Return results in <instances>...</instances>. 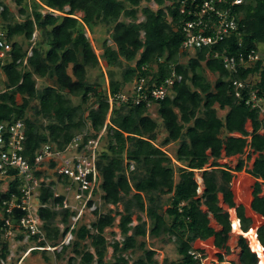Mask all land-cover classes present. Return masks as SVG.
<instances>
[{"label":"trees","instance_id":"obj_1","mask_svg":"<svg viewBox=\"0 0 264 264\" xmlns=\"http://www.w3.org/2000/svg\"><path fill=\"white\" fill-rule=\"evenodd\" d=\"M16 1L22 4V21H14L6 5L0 13V23L13 47L12 59L0 63L6 76V88L0 92V122H24V153L31 162L42 144L48 142L58 148L65 147L76 134L84 131L87 121L92 133L86 131L84 142L97 138L106 126L107 142L98 150L96 161L101 176L99 188L104 203L122 204L121 210L110 209L107 213L95 209L98 218L90 227L80 222L72 229L73 241L63 245L62 251L72 246L73 251L81 255L80 264H128L124 253L137 249L142 250L143 255L134 264H201V259L195 258L193 253L205 258L206 250L196 249L193 244L210 237H214L216 248L228 251L231 220L217 204V194L221 192L230 207L236 209L242 232L250 231L254 220L246 215L243 205L234 201L230 169L202 170L208 161V149L216 160L222 158V152L228 157L249 152L247 159L258 153L252 168L248 169L254 178L251 209L264 221V194L260 196L264 185V120L258 108L246 104L252 91L264 101V64L259 61L233 73L224 68L222 57L214 56V53L221 55L224 52L246 54L251 50L262 53L259 45L264 43V0H244L235 5L232 13L237 30L211 48L195 49L186 63H182L180 57L188 55L181 45L185 39L184 22L195 18L191 0L185 13L180 12V0H155L157 9L148 5L140 7L142 0H32L31 4ZM166 1L171 3L166 5ZM41 9L60 14H44ZM188 10H192L190 14ZM78 12H82L80 20L75 17ZM139 12L144 16L141 21L138 20ZM99 24L112 26L111 39L115 45L104 41L100 56L106 65L122 70L121 80L114 79L111 73L109 87L112 93L123 91L136 77H146L147 85L153 87L170 77L173 70L182 76L181 81L173 84V96L154 104L168 133L162 145L155 143L158 122L148 114L150 109L144 104L115 106L106 124L107 95L87 79L88 69L99 65L100 56L94 51L85 30L93 31ZM36 30L41 32L42 39L34 43L32 53L28 55ZM18 36H22L29 46L24 47L16 39ZM204 68L218 75L215 83L205 76ZM255 75L257 82L251 89H242L241 97H237L233 81ZM36 77L51 83L40 90L36 86ZM71 95L79 96L82 103L89 104L87 121L82 105L73 104ZM33 101L38 103L33 105ZM218 109L226 110L224 116L218 115ZM29 111L33 115H28ZM45 119L46 124L41 122ZM248 121L252 125L251 132L246 129ZM175 141L180 142L175 155L179 163L176 167L172 157L162 149ZM216 160L213 166H219ZM245 166V160L239 158L233 170L242 171ZM196 170H202L204 196L207 197L205 206L222 227L219 231L210 226L209 215L198 200ZM17 183V180L11 181L8 191H0V264L10 255L9 241L5 237V219L9 216L2 213L3 203L12 193L19 195ZM53 185L54 182H50L39 195L40 203L46 204L38 209L46 239L38 241L37 236L29 237L38 247L50 243L56 247L70 232L74 213L69 209L53 208L62 200V197L53 198ZM94 193L100 192L94 190ZM92 202L93 199L88 205ZM19 212L17 210L12 219L14 225L20 217ZM136 212L144 213L147 219L137 215V224L133 225ZM117 217L116 226L124 238L122 242L109 243L105 232L115 226ZM161 234L173 238L179 255L177 259L166 258L159 263L155 258L156 250L147 247L145 240L137 239ZM16 238L21 240L24 234ZM256 238L264 248V223L256 230ZM87 239L94 252L83 243ZM238 245L244 263L256 264L246 239L239 236ZM108 247H112L115 258L111 262L105 261ZM38 251L44 253L46 250L33 248L30 253ZM217 257L224 261L222 253Z\"/></svg>","mask_w":264,"mask_h":264},{"label":"built area","instance_id":"obj_2","mask_svg":"<svg viewBox=\"0 0 264 264\" xmlns=\"http://www.w3.org/2000/svg\"><path fill=\"white\" fill-rule=\"evenodd\" d=\"M189 0H180V12L187 11ZM195 18L186 20L183 24L185 39L181 45L183 51L195 50L218 44L237 30V22L232 13L235 5L243 3L244 0H191ZM225 5L222 7V5ZM12 44L7 40L6 33L0 23V63L5 64L12 59ZM215 57H222L223 66L230 72L236 73L239 68H247L256 62L264 64V54L251 50L246 54L230 55L214 53ZM26 63V59L24 61ZM250 76L244 80H234L236 96L241 97V90L251 89ZM182 76L173 70L172 75L161 84L150 87L147 85L146 77H136L131 86L123 91L112 93L107 87L105 93L109 103L111 114L115 106L121 104H144L147 108L157 102L173 95V84L181 81ZM130 85V84H129ZM246 104L252 108H258L261 118L264 120V101L257 97L252 91ZM25 124L22 120L13 122H0V191H8L11 181L17 180L16 190L19 195L12 193L9 200L4 201L2 213L9 217L5 219V237L15 231L25 233L28 237L37 236L38 241L46 239L42 227L43 221L39 216L38 209L46 204H41L39 195L43 187H49L54 182L53 198L62 197L61 202L55 203L56 210L69 209L72 213L70 232L84 218L86 209L90 206L88 202L97 195L94 190L99 191L101 176L96 164L98 156V139L89 138L84 142V135L76 134L72 140L63 148H58L50 143L42 144L35 152L34 160L31 162L25 155ZM53 172V178H49L46 170ZM40 173V174H38ZM48 179V181H47ZM55 183L61 185V189L55 188ZM38 201V203L36 202ZM20 210V217L14 225L12 219L16 217V211ZM37 249H53L56 247H33ZM30 248L29 252L33 249ZM195 258L201 259L205 264L207 257L201 258L199 253H193Z\"/></svg>","mask_w":264,"mask_h":264},{"label":"rangeland","instance_id":"obj_3","mask_svg":"<svg viewBox=\"0 0 264 264\" xmlns=\"http://www.w3.org/2000/svg\"><path fill=\"white\" fill-rule=\"evenodd\" d=\"M24 2H27L29 4H31L32 0H23ZM0 3L2 4L0 6V13L3 9V7L6 5L10 12L12 13V16L14 17V21H22L24 16H22L20 14V9L22 7V4H19L16 0H0ZM171 2L166 1V5H169ZM150 6L152 9H157L158 5L155 2V0H142V3L140 5V7L142 6ZM41 11L45 14L48 12L51 13H55V15L60 14V12L58 11H53L51 9H41ZM76 18H78L79 20L82 17V12H78L75 15ZM121 19H125L126 21H129L128 18H124L121 17ZM144 19V16L141 12L138 13V20L141 21ZM0 22H2V17L0 14ZM86 35L89 38L94 51L96 52L97 55H101L102 53V44L104 41H107L110 45H112L113 47H115L112 39H111V32H112V26L111 25H105V24H99L97 26L94 27L93 31H89L86 28ZM16 39L22 43V45L24 47L29 46L23 39L22 36H18L16 37ZM42 39V35L41 32L36 30L33 34L32 37V42H31V46H29L28 49V55H30L32 53L31 48L34 45L35 42L39 41ZM259 49L261 50V52L264 54V43H261L259 45ZM194 50H189L187 51V56H181L180 57V61L182 63H186L187 59L189 57H191L194 54ZM100 62L99 65L95 68H89L87 71V79L90 83L96 84L97 88L102 92H105V90L107 91V87L109 86V79L111 76V73H113L114 79L116 80H121L122 79V70L117 68V67H110L108 65L105 64L103 58L100 56ZM135 62L131 63V65L133 66ZM125 64V63H124ZM125 67V65H124ZM203 73L205 74V76L212 82L215 83L216 79L218 78V75L216 73L210 72L208 69L203 70ZM258 80V76H253L251 81L252 83H255ZM5 81H6V76L3 74L1 68H0V92H3L5 90ZM51 82L48 79H44V78H38L36 77V86L38 89H43L45 86L49 85ZM130 85L127 84V87H130ZM173 96V95H172ZM73 102V104L75 105H82V109H84V118L87 121V106L89 104L87 103H82L81 102V97L79 96H69ZM18 100H21L20 97H18ZM38 103V101H33L32 104L36 105ZM32 111L28 112V115H33ZM112 113V112H111ZM226 113V110H220L218 109V115L219 116H224V114ZM152 118H154L157 122H158V128H157V140L155 141V143L157 145H162V141L164 140V138L167 136V131L163 125L162 119L160 118L158 112H157V105H153L148 113ZM110 113L108 112L107 115V120H106V124L109 122V118H110ZM42 123L46 124L48 123L47 120H41ZM247 129H250V125L247 124ZM86 131H88V133H92V128L90 126V123L87 121L86 122V126L85 129L82 133H78V134H82L83 133H87ZM105 134H106V126L102 129V131L98 134L97 138L101 136V138H99V143H98V150H100L101 148H103L107 142V139L105 138ZM100 135V136H99ZM179 141H175V142H171L168 145H164L162 146V149L164 151H166L173 159L174 165L176 167V165H178L179 163L176 161L175 159V155H176V150L179 146ZM249 152H245L243 155H239V156H235L232 157L231 159L229 158V161H226L225 158H221L220 159V163L219 165H221V163H228V165H230L232 168L235 167V165L237 164L239 158H243L245 160V168L248 167L250 165V163L253 162V159L258 155V154H251V157L247 159V155ZM133 168V166H132ZM247 170V168H246ZM46 174L49 175V180L50 178H53V172L47 168L46 170ZM197 174L196 178L198 176H200L199 173L195 172V175ZM47 179V181H48ZM175 179H178V174L175 173ZM254 182V180H251V184ZM246 184V183H245ZM55 188H57L58 190L61 189V185L60 184H56L55 183ZM232 189H234V187L232 186ZM99 194L93 199L92 204L90 205V208L88 207L86 209V212L84 214V218L83 221L88 227H90L91 223L93 221H95L98 218V215H96L94 213L95 209H98L99 213H107L110 209L113 210H121L122 209V204H119L118 206H114L111 204H107L104 203L103 198L101 197V190L99 189ZM221 197V195H220ZM36 202L38 203V201L36 200ZM166 207V205L164 206ZM227 209V208H225ZM228 211V209H227ZM137 215H141L143 219H147L146 215L144 213H140V212H136L133 216V225L137 224ZM254 219V218H253ZM255 223H257V225L255 224V227L258 226L260 223H264L263 220L259 222L256 221V219H254ZM119 222V217H117L116 219V224L113 228H108L105 232V236L108 239L109 243H113L114 241L118 240L120 242L123 241V236L120 233V229L116 226L117 223ZM210 224L215 225L212 220H210ZM59 226L61 227V229H63V225L59 224ZM94 232V230H92ZM24 234V238L20 240H18L16 237L18 235ZM237 235V234H234ZM240 237H243L246 239L247 241V245L251 248V242L248 239L247 236H244L242 233H239L237 236H234L233 238L237 237V240ZM7 240L9 241V247H10V255L8 256L7 260L2 261L1 264H18L19 260H21V258H24V254L25 253H29V249L32 247H36L35 242H33L32 240L29 239V237L25 234L22 233L20 231H15L13 232V234L8 235ZM73 235H69L66 234L65 237L61 240V242L59 243L58 246H56V248L53 249H47L44 248L46 251L43 253L42 251H38L37 253H31L28 254L26 257H28L25 262V264H80L81 262V255L80 254H76L73 251V247L72 246H68V248H66L64 251H62L63 245H67L68 243H70L71 241H73ZM138 241L141 240H145L147 247L153 248L156 250V254H155V258L159 261V263H162V261L164 259H168V260H174L177 259L179 257L178 253H177V249H176V244L173 241V238H170L168 235L165 234H161L159 237H152L150 235H148L146 238L144 237H138L137 238ZM234 240V239H233ZM86 245H88L89 249L91 251L94 252V248L90 246V239H87L85 242ZM205 245H203V248L207 251L206 253V257L208 258V260L206 261V264H210L209 262H211L212 258H210V256L212 255H216V249H212V247H209L211 244L208 241L204 242ZM50 247H53L50 244ZM227 245L229 246V251L225 252L224 250H221L222 253H224V261L223 262H232L233 264H239L240 258H241V251H240V247L238 245V241L234 242L231 241L230 242V238L227 241ZM198 246H201L200 244ZM207 246V247H206ZM218 251V249H217ZM255 253H257V251H255ZM143 255V251L137 249L135 252H132L131 250L127 251L124 253V256L127 258L128 260V264H134L136 262V260ZM209 256V257H208ZM214 257V256H213ZM257 258V256H256ZM259 258V256H258ZM260 259V258H259ZM115 258L113 256V249L112 247H108V253L105 257V261L106 262H111L114 261ZM260 262V260H258ZM24 264V263H23ZM96 264V263H94ZM257 264H259L257 262Z\"/></svg>","mask_w":264,"mask_h":264},{"label":"crops","instance_id":"obj_4","mask_svg":"<svg viewBox=\"0 0 264 264\" xmlns=\"http://www.w3.org/2000/svg\"><path fill=\"white\" fill-rule=\"evenodd\" d=\"M252 79V78H251ZM257 82V81H256ZM255 82V83H256ZM251 83H252V81H251ZM255 83H252V85H254ZM260 117H261V115H260ZM247 124H249L250 125V129H247ZM246 129H247V131H249V132H251L252 131V125H251V122L250 121H248L247 123H246ZM261 133H263V131H261ZM234 135H238V136H240V134H237V133H235ZM255 154V153H254ZM253 154V155H254ZM256 154H258V153H256ZM207 155H208V161H207V163L205 164V167L202 169V170H204V169H207V170H211L212 168H216V167H226L227 169H230V171L232 172V174H233V179H232V186L234 187V189H233V192H234V201L239 205V204H241V205H243L244 207H245V213H246V215L247 216H250L252 219L254 218V219H256V221L257 222H259L260 223V221L262 220L258 215H256L255 213H254V211L251 209V202H252V199H253V195H252V184H251V180H254V178L252 177V175L248 172V169H251L252 168V166H253V162H254V159H253V162L252 163H250V165L248 166V167H246L247 168V170H246V168H244L242 171H234L233 169H234V167L232 168L230 165H228V163H221V166L219 165V166H213V164H214V161L216 160L213 156H212V154H211V150L210 149H208L207 150ZM225 154H224V152H222V157L224 156ZM236 157L237 156H239V155H235ZM235 156H231V157H235ZM221 159V158H220ZM220 159H217L216 161L217 162H219L220 163ZM236 166V165H235ZM202 170H200V172L202 171ZM197 171L198 170H196L195 172L197 173ZM202 173V172H201ZM196 176H197V174L195 175V179H196V181H197V183H198V185H199V182H198V180H197V178H196ZM259 181H261V180H259ZM246 183V184H245ZM198 193V192H197ZM199 194V193H198ZM263 194H264V185L262 184V187H261V192H260V196H263ZM220 195H221V197H220ZM217 204L220 206V208H221V210H222V212L231 220V230H233L234 229V227H235V224L240 228V222H239V220L237 219V217H236V209L235 208H232V207H230V205H229V203H228V201H226L225 199H224V196H223V194L221 193V192H219L218 194H217ZM225 208H227L228 209V211H227V209H225ZM253 219V220H254ZM255 221V220H254ZM217 223V222H216ZM218 224V223H217ZM255 224L257 225V223H253V225H252V227H251V229L252 228H254L255 230H257L262 224H263V222L262 223H260L258 226H256L255 227ZM210 226H211V224H210ZM221 226L218 228V229H215L216 231H219V230H221ZM243 234V233H242ZM244 235V234H243ZM245 236V235H244ZM21 241V240H20ZM205 241H208V242H210V246L209 247H212V249H216V255H212V256H210V258H212V260H211V262H209L210 264H233L232 262H223V261H220V260H218V257H217V254L218 253H222L221 252V250H219L218 248H216L215 246H214V237H210V238H208L207 240H205ZM205 241H201V240H197V241H195L194 242V244H193V246H194V248H203V245H205L204 244V242ZM201 245V246H198V245ZM207 247V246H206ZM32 248V247H31ZM217 249H218V251H217ZM251 249V252H252V254H253V256L256 258V256H257V258H256V264H257V262L259 263V261L258 260H260L259 258H260V256L258 255V253H255V251L252 249V248H250ZM222 250H224L225 252H227L225 249H222ZM207 248H206V253H207ZM29 252V251H28ZM209 252V251H208ZM28 254H31L30 252L28 253ZM27 253H25L24 254V258H21V260H19V262H18V264H25V262L26 261H28V260H26L28 257H26L27 255H28ZM223 254V257H224V253H222ZM214 256V257H213ZM258 256H259V258H258ZM209 257V256H208ZM208 260V259H207ZM206 260V261H207ZM206 261H205V264H206Z\"/></svg>","mask_w":264,"mask_h":264},{"label":"bare ground","instance_id":"obj_5","mask_svg":"<svg viewBox=\"0 0 264 264\" xmlns=\"http://www.w3.org/2000/svg\"><path fill=\"white\" fill-rule=\"evenodd\" d=\"M222 158H225L226 161H229V158L231 159L232 157H228V156H223ZM197 173L200 174V176L197 177V180L199 182L198 188H197V192L199 193V202L201 204V207L204 211H206L209 215V219L212 220V222L215 225L211 224V227L213 229H218L220 227L219 224L216 223L214 217L212 216V214L208 211V209L205 206V201L207 199V197H205L204 195V191H205V183H204V178L202 176V173L198 170ZM239 233H243L245 236L248 237V239L251 242V248L254 251H257L258 255L260 256V262L259 264H264V248L260 245V243L258 242L257 238H256V230L254 228L250 229V231L248 232H242L241 229L235 224V227L233 230H231L228 234V239L230 238V242L234 241L237 242V237L233 238L234 236H237ZM237 234V235H234ZM234 239V240H233ZM228 246V245H227ZM228 251H229V246H228ZM239 264H245L244 261L240 258Z\"/></svg>","mask_w":264,"mask_h":264},{"label":"clouds","instance_id":"obj_6","mask_svg":"<svg viewBox=\"0 0 264 264\" xmlns=\"http://www.w3.org/2000/svg\"><path fill=\"white\" fill-rule=\"evenodd\" d=\"M30 55H31V54H30ZM99 61H101L100 58H99Z\"/></svg>","mask_w":264,"mask_h":264}]
</instances>
